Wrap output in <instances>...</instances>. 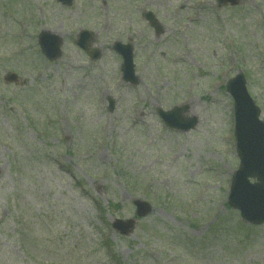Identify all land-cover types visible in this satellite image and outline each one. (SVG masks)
Returning a JSON list of instances; mask_svg holds the SVG:
<instances>
[{
    "label": "rangeland",
    "instance_id": "obj_1",
    "mask_svg": "<svg viewBox=\"0 0 264 264\" xmlns=\"http://www.w3.org/2000/svg\"><path fill=\"white\" fill-rule=\"evenodd\" d=\"M43 32L62 40L53 62ZM238 74L264 120V0H0V264H264V224L227 205ZM175 107L193 130L163 125L157 110ZM135 200L151 213L117 234Z\"/></svg>",
    "mask_w": 264,
    "mask_h": 264
},
{
    "label": "water",
    "instance_id": "obj_2",
    "mask_svg": "<svg viewBox=\"0 0 264 264\" xmlns=\"http://www.w3.org/2000/svg\"><path fill=\"white\" fill-rule=\"evenodd\" d=\"M62 4L69 5L73 0H58ZM233 5V0H227ZM146 19L155 26L152 16L146 15ZM90 36L83 33L78 46L86 51ZM60 38L42 33L39 36V45L45 57L52 61L60 55ZM115 51L123 57L124 81L134 84L132 54L130 46H122L117 43ZM93 60L98 58V53L90 54ZM14 76L8 81H12ZM228 92L234 101L235 137L236 149L240 161V168L235 173L230 196L228 198L231 207L240 212L242 219L248 224H264V123L258 117L259 110L249 97L245 82L241 76L236 77L229 85ZM113 103L109 100V109ZM181 110L164 113L159 111V116L165 125L171 129L187 132L196 125V120L183 121L180 118ZM249 178H256V184H250ZM136 214L145 217L151 212L148 204L135 201ZM135 227L134 220L126 222L115 221L114 228L122 235H130Z\"/></svg>",
    "mask_w": 264,
    "mask_h": 264
}]
</instances>
